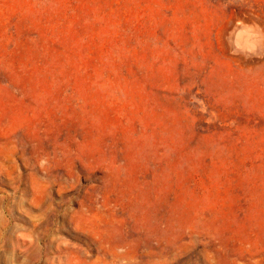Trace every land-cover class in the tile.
Wrapping results in <instances>:
<instances>
[{
    "label": "rangeland",
    "instance_id": "1",
    "mask_svg": "<svg viewBox=\"0 0 264 264\" xmlns=\"http://www.w3.org/2000/svg\"><path fill=\"white\" fill-rule=\"evenodd\" d=\"M0 264H264V0H0Z\"/></svg>",
    "mask_w": 264,
    "mask_h": 264
}]
</instances>
